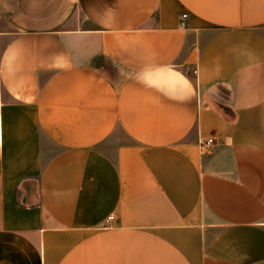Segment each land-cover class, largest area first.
<instances>
[{
    "label": "crops",
    "instance_id": "1",
    "mask_svg": "<svg viewBox=\"0 0 264 264\" xmlns=\"http://www.w3.org/2000/svg\"><path fill=\"white\" fill-rule=\"evenodd\" d=\"M0 264H264V0H0Z\"/></svg>",
    "mask_w": 264,
    "mask_h": 264
},
{
    "label": "built area",
    "instance_id": "2",
    "mask_svg": "<svg viewBox=\"0 0 264 264\" xmlns=\"http://www.w3.org/2000/svg\"><path fill=\"white\" fill-rule=\"evenodd\" d=\"M186 18H187V13H182L181 16H180V27H186ZM190 71L193 73V74H197V70H196V67H193L190 69ZM214 142V139L213 138H208V139H205L203 141L200 142V149L201 150H207L210 148V146L213 144ZM112 217H109V219H111Z\"/></svg>",
    "mask_w": 264,
    "mask_h": 264
}]
</instances>
